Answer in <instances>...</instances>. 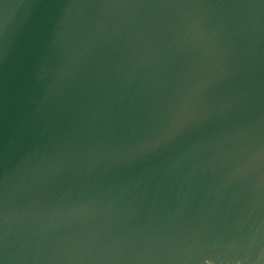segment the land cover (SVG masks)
I'll return each mask as SVG.
<instances>
[{
  "label": "water",
  "instance_id": "water-1",
  "mask_svg": "<svg viewBox=\"0 0 264 264\" xmlns=\"http://www.w3.org/2000/svg\"><path fill=\"white\" fill-rule=\"evenodd\" d=\"M0 264H264V0H0Z\"/></svg>",
  "mask_w": 264,
  "mask_h": 264
}]
</instances>
